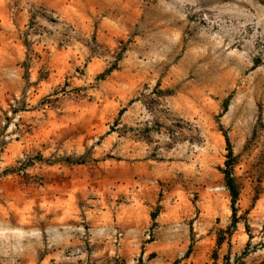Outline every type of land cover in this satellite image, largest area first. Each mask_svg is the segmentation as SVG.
Segmentation results:
<instances>
[{
	"label": "rangeland",
	"instance_id": "1",
	"mask_svg": "<svg viewBox=\"0 0 264 264\" xmlns=\"http://www.w3.org/2000/svg\"><path fill=\"white\" fill-rule=\"evenodd\" d=\"M0 264H264V0H0Z\"/></svg>",
	"mask_w": 264,
	"mask_h": 264
},
{
	"label": "trees",
	"instance_id": "2",
	"mask_svg": "<svg viewBox=\"0 0 264 264\" xmlns=\"http://www.w3.org/2000/svg\"><path fill=\"white\" fill-rule=\"evenodd\" d=\"M226 138H227L228 145L230 146V141H229V138L227 135H226ZM228 154H229V156H232V154H233V151L230 147H229V153ZM223 172L226 176L228 188L230 189V191H233V194H234L232 209H233V214L236 216V209H235V204H234L235 203L236 190H235L234 179H233V176L230 172V169H224Z\"/></svg>",
	"mask_w": 264,
	"mask_h": 264
}]
</instances>
